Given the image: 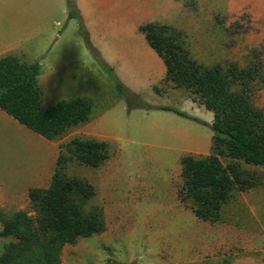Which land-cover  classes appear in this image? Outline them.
Masks as SVG:
<instances>
[{"label": "rangeland", "instance_id": "1", "mask_svg": "<svg viewBox=\"0 0 264 264\" xmlns=\"http://www.w3.org/2000/svg\"><path fill=\"white\" fill-rule=\"evenodd\" d=\"M141 3L148 8V21L166 23L182 32L198 61L233 62L245 67L256 60L264 71V0ZM82 22L89 40L83 18ZM5 46L24 62L40 64L43 74L37 82L44 107L76 96L92 102L89 120L51 140L56 149L73 137L108 144V159L99 167L90 168L73 159L62 167L67 176L84 178L93 186L94 195L85 207L101 206L106 227L99 234L64 245L62 264H264V165L242 163L259 176L260 184L234 192L218 220L202 221L194 216L191 200L180 202L177 191L182 156L209 154L210 127L200 124L201 142L190 143L193 138L181 132L177 124L196 125L194 120L174 112L166 113V118L143 108H128L112 68L101 56L103 62L94 57L78 20L68 17L66 0H0V48ZM52 46L64 54L70 75L77 71L90 80L67 81L57 92L46 90L43 77ZM154 86L156 93L146 88L133 92L134 101L170 105L202 122H211V112L194 101L186 89L176 87L164 76ZM250 100L264 108V84L252 86ZM105 114L109 124H104ZM21 128V133L12 135L0 123V168L27 171L30 143L25 131L32 132ZM19 155L23 156L20 163L10 162L18 161ZM21 209L34 215L29 202ZM15 211L0 208L3 215ZM11 240L0 237V254Z\"/></svg>", "mask_w": 264, "mask_h": 264}, {"label": "trees", "instance_id": "2", "mask_svg": "<svg viewBox=\"0 0 264 264\" xmlns=\"http://www.w3.org/2000/svg\"><path fill=\"white\" fill-rule=\"evenodd\" d=\"M66 3L68 17L78 20L88 49L103 62L88 40L76 0ZM138 31L162 59L164 79L186 89L194 101L212 113L211 150L203 157L182 156L177 198L180 202L191 200L196 218L214 222L234 192L260 184L259 176L246 170L242 163L264 165V108L254 106L250 100L252 86L264 84V71L256 60L245 67L233 62L204 64L192 56L182 32L166 23L146 21L138 26ZM39 74L38 62H24L10 53L1 56L0 109L28 130L53 140L68 128L86 122L92 102L76 96L44 107L37 83ZM116 86L124 94L128 108L170 111L200 122L175 107L136 102L135 94L120 81ZM152 89L158 92L157 87ZM59 149L50 184L28 190L34 215L27 210L0 213V237H12L3 245L0 264H62L64 245L105 230L102 207H85L94 195L93 186L84 178L67 176L62 167L73 159L97 168L108 159V144L73 137Z\"/></svg>", "mask_w": 264, "mask_h": 264}, {"label": "crops", "instance_id": "3", "mask_svg": "<svg viewBox=\"0 0 264 264\" xmlns=\"http://www.w3.org/2000/svg\"><path fill=\"white\" fill-rule=\"evenodd\" d=\"M76 4L84 20L92 46L99 52L104 63L112 68L115 77L135 94L145 88L153 90L154 84L165 75V66L162 59L148 45L144 35L138 31V26L148 21L147 13H149L148 8L141 3V0H76ZM10 50L11 48L6 46L1 47L0 57L9 54ZM57 51H54V46L48 51L47 66L43 77L46 90L57 92L67 81L81 80L83 83H87L90 80L84 74L78 75L77 71L70 75L67 59L63 53L59 54ZM42 74L41 69L37 77L38 82L42 78ZM160 105L170 106L164 104L154 106ZM150 111H153V114L161 113L166 118H168L166 113L170 112ZM154 116L158 117L159 115ZM106 117L107 114H105ZM108 118L105 119L104 124H109ZM199 121H195L196 125L191 126L177 124L178 129L184 132L188 138H193L190 143L201 142L202 137L199 132L201 125L210 127L211 122H202L200 119ZM0 123L12 135H15L13 132L21 133L23 125L1 109ZM178 133L181 132L178 131ZM25 134L32 146H29L27 151V156H29L26 158L27 171H20L17 168H0V208L4 211L22 210L21 208L29 202L28 190L32 187L46 188L50 184L54 172L58 148L56 149L50 143L51 140L34 132L25 131ZM1 142L5 143L6 141L3 139ZM169 142L175 141L170 140ZM22 157L19 155L16 157L18 161L10 162L20 163Z\"/></svg>", "mask_w": 264, "mask_h": 264}, {"label": "bare ground", "instance_id": "4", "mask_svg": "<svg viewBox=\"0 0 264 264\" xmlns=\"http://www.w3.org/2000/svg\"><path fill=\"white\" fill-rule=\"evenodd\" d=\"M165 128V127H164ZM165 130V129H164ZM178 132V131H177ZM182 132V131H181ZM189 132V131H188ZM173 133V132H172ZM171 134H169V136H170ZM161 136V135H160ZM182 136V135H181ZM167 139V138H166ZM185 140H187V139H185Z\"/></svg>", "mask_w": 264, "mask_h": 264}]
</instances>
